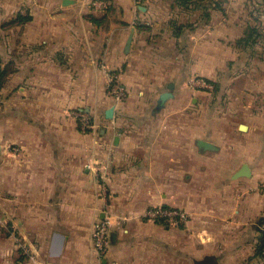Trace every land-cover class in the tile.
I'll list each match as a JSON object with an SVG mask.
<instances>
[{
  "label": "crops",
  "instance_id": "0c3cea01",
  "mask_svg": "<svg viewBox=\"0 0 264 264\" xmlns=\"http://www.w3.org/2000/svg\"><path fill=\"white\" fill-rule=\"evenodd\" d=\"M92 1L0 0V264H264V0Z\"/></svg>",
  "mask_w": 264,
  "mask_h": 264
},
{
  "label": "built area",
  "instance_id": "2783aa9c",
  "mask_svg": "<svg viewBox=\"0 0 264 264\" xmlns=\"http://www.w3.org/2000/svg\"><path fill=\"white\" fill-rule=\"evenodd\" d=\"M135 2L138 3V0H135ZM92 5L97 8H105L108 6V1L93 0ZM188 82L194 86L207 88L209 90L213 89V84L202 78L191 77ZM107 92L112 96L114 105L120 104L125 98L126 90L119 80L118 71H111L107 73ZM73 114L79 120L80 129L82 131H87L93 127L91 118L83 111L75 110L73 111ZM100 194L105 197L106 188L104 186H101ZM105 207H107V205ZM142 216L148 220H161L171 224L184 223L187 218L186 212L183 209L161 204L147 207L143 211ZM125 219V216H114L107 208V210H104V215L97 218V220L93 223L91 236L96 257L93 264H101V259L109 247L110 225L115 224L120 226L123 224ZM24 252H27L26 249H24Z\"/></svg>",
  "mask_w": 264,
  "mask_h": 264
},
{
  "label": "water",
  "instance_id": "95a60500",
  "mask_svg": "<svg viewBox=\"0 0 264 264\" xmlns=\"http://www.w3.org/2000/svg\"><path fill=\"white\" fill-rule=\"evenodd\" d=\"M171 95V93L169 91H165L163 93L160 94L159 100H158V105L161 106L163 104V102ZM113 114V107H110L107 109L106 111V117L110 118L112 117ZM239 127L241 129L245 128V124L241 123L239 125ZM197 146L200 149H215V145L213 143H210L208 141H205L203 139H197L196 141ZM250 174V169L249 166L246 163H243L240 168L238 169V171H236L235 173V177L239 176V175H245L248 176Z\"/></svg>",
  "mask_w": 264,
  "mask_h": 264
},
{
  "label": "trees",
  "instance_id": "16d2710c",
  "mask_svg": "<svg viewBox=\"0 0 264 264\" xmlns=\"http://www.w3.org/2000/svg\"><path fill=\"white\" fill-rule=\"evenodd\" d=\"M180 4H186L189 2V0H177ZM192 4H194V1H191ZM254 31V29L251 30V33ZM255 32V31H254ZM247 40V38H245ZM0 85H1V75H0ZM258 244L255 248L256 253L260 256L264 257V233L259 237Z\"/></svg>",
  "mask_w": 264,
  "mask_h": 264
}]
</instances>
